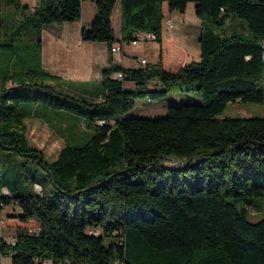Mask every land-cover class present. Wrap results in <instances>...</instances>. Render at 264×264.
<instances>
[{
    "label": "trees",
    "instance_id": "16d2710c",
    "mask_svg": "<svg viewBox=\"0 0 264 264\" xmlns=\"http://www.w3.org/2000/svg\"><path fill=\"white\" fill-rule=\"evenodd\" d=\"M82 1L40 0L13 21L17 13L5 17L4 4L27 3L0 0V51L38 54L42 27L79 19ZM94 1L84 40L111 48L145 31L160 43L159 59L112 62L98 81L79 83L35 58L0 72V207H21L0 212V264L4 255L11 264H264V214L251 220L247 207L264 195V114L219 116L231 100L264 101V0ZM189 1L204 24L201 56L192 60L172 44L167 55L162 31L168 12H185ZM118 2L121 39L112 24ZM232 16L244 27L221 28ZM166 55L180 63L166 65ZM193 90L202 102H161L153 116L133 110L139 99ZM50 110L92 129L53 159L29 142L25 122ZM25 161L41 166L58 192L26 190ZM8 227L11 240L1 230Z\"/></svg>",
    "mask_w": 264,
    "mask_h": 264
},
{
    "label": "rangeland",
    "instance_id": "374dc122",
    "mask_svg": "<svg viewBox=\"0 0 264 264\" xmlns=\"http://www.w3.org/2000/svg\"><path fill=\"white\" fill-rule=\"evenodd\" d=\"M194 5V1H189L185 12L177 11L181 14V17L173 18L171 25H169L166 20L164 21L163 26L166 33L170 32L171 30H175L180 35L177 36L178 43H180L181 37H183L186 32L191 31L192 26H194L195 24L198 25L195 20L199 17L195 13ZM4 14L5 17L8 16L6 12ZM19 17L20 15H15L13 17V21H16ZM30 40L31 38L27 39V41ZM24 41L26 42V40ZM123 43L127 46V50L133 51L135 54L145 53L146 58L150 60L149 63H155L158 58L159 42L155 39H142L137 46H131L127 41H124ZM11 53L12 52L9 50L0 51V72H5L7 70H9L10 72L16 71L18 69H22L25 65H32L34 63V58L42 65L41 52L39 51V53L36 54L33 47L32 49H26V51H22L18 56H12ZM202 100L203 93L198 90L183 92L173 91L163 99L152 101H150L146 97L141 100L139 99L133 110L135 112H140L141 114L148 116H153L155 114L160 115V112L162 111L158 103L163 102L168 104L171 102H202ZM40 114H43L46 118H44L43 116L33 115V113L30 117L26 118V134L29 142L32 145L41 148L48 159L55 158L60 148L66 142L80 144L84 142V140H86L91 133L92 129H90L86 123L79 122L78 118L69 114L61 112L57 113L51 110L47 113L42 112ZM263 114L264 101L254 102L249 100L236 99L229 101L224 110L219 114V116H261ZM19 158L21 157L19 156ZM20 169L23 177L22 183L25 184L26 190L30 188L38 192L42 191L50 195L58 192L41 166L33 162L29 163L25 161L20 165ZM35 180H38L39 183L41 185L43 184L44 187H38L37 184L34 183ZM247 207L249 219H259L264 214V195L254 196L251 199V203L247 204ZM0 212L1 215L5 217L6 215L11 213H20L21 207L15 201H10L8 203L1 204ZM1 230L6 239L10 240L11 237L15 235L13 231L9 232V230H4L3 228ZM96 231V233H101V229H96ZM112 238L115 237L113 236ZM108 241L109 237H106V242ZM2 261L3 264H11V258L8 255L2 256Z\"/></svg>",
    "mask_w": 264,
    "mask_h": 264
},
{
    "label": "crops",
    "instance_id": "0c3cea01",
    "mask_svg": "<svg viewBox=\"0 0 264 264\" xmlns=\"http://www.w3.org/2000/svg\"><path fill=\"white\" fill-rule=\"evenodd\" d=\"M21 2L27 3V7L17 9L11 3L6 2L3 7V12H6L10 18H12L15 13L22 16L25 13L27 14L33 11L40 3V0H21ZM95 13V1L83 0L79 19L51 23L42 27V46L40 52L42 66L45 70L60 75L64 80L79 83L84 81H98L102 77V69L110 66L112 62L122 64L124 67H138L143 65L141 59L146 58L145 53L135 54L133 51L127 50V46L124 45V43L122 52L116 53L111 51L110 45L105 41L84 40L82 38V26L88 25ZM167 16L173 19L176 17L180 18L181 14L173 10L169 11ZM195 22L198 23V25L195 24L192 26L191 31L186 32V34L181 37L180 43L182 45L177 42V36L179 34L175 30L166 33L163 28V44L167 55V47L172 44L177 52L180 50L185 51L184 56L186 60L200 58L201 47L199 41L204 24L200 18H197ZM112 24L116 37L121 39V9L119 2L112 13ZM242 27H244L243 23L237 17L232 16L221 28L224 30L227 29V31H233ZM145 35H147L146 32ZM148 38L154 39V36H144V39ZM140 40L142 39H139L137 44L129 42V45L137 46ZM159 51L160 43L158 44V58L156 61L159 59ZM167 55L165 56L166 65L180 63L179 57L176 56L168 60ZM147 62H150V60L147 59ZM3 229L9 230V232L13 231L15 234V228L8 227Z\"/></svg>",
    "mask_w": 264,
    "mask_h": 264
},
{
    "label": "built area",
    "instance_id": "2783aa9c",
    "mask_svg": "<svg viewBox=\"0 0 264 264\" xmlns=\"http://www.w3.org/2000/svg\"><path fill=\"white\" fill-rule=\"evenodd\" d=\"M165 20L167 21V23L169 25L172 24L171 17L166 15L164 21ZM144 36H154V35H145V31H141V32L137 33V36L135 38L130 39L128 42H130L132 44H137L139 39H144ZM110 49H111L112 52H116V53L122 52L123 43H121V42L120 43H115ZM141 62L143 64H146L147 63V59L146 58H142ZM117 76L118 77H122L123 75H122L121 72H119Z\"/></svg>",
    "mask_w": 264,
    "mask_h": 264
},
{
    "label": "bare ground",
    "instance_id": "6f19581e",
    "mask_svg": "<svg viewBox=\"0 0 264 264\" xmlns=\"http://www.w3.org/2000/svg\"><path fill=\"white\" fill-rule=\"evenodd\" d=\"M147 35H149V33H147ZM147 37H150V36H147Z\"/></svg>",
    "mask_w": 264,
    "mask_h": 264
}]
</instances>
